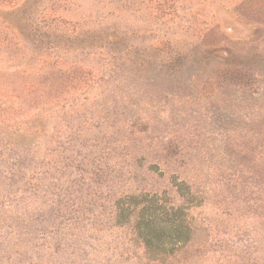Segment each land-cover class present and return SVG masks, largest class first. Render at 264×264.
Segmentation results:
<instances>
[{
    "label": "rangeland",
    "instance_id": "374dc122",
    "mask_svg": "<svg viewBox=\"0 0 264 264\" xmlns=\"http://www.w3.org/2000/svg\"><path fill=\"white\" fill-rule=\"evenodd\" d=\"M0 264H264V0H0Z\"/></svg>",
    "mask_w": 264,
    "mask_h": 264
},
{
    "label": "trees",
    "instance_id": "16d2710c",
    "mask_svg": "<svg viewBox=\"0 0 264 264\" xmlns=\"http://www.w3.org/2000/svg\"><path fill=\"white\" fill-rule=\"evenodd\" d=\"M47 35V37L42 36L43 42L51 44L53 41L50 38V34L48 33ZM57 40L61 41L62 38L57 36ZM183 189V186L179 188L180 193L181 191L183 192ZM135 201L138 203H135ZM128 207H134L137 209L141 208V211L138 213V217L136 219V228L140 231V238L144 239V242L149 241L150 234L148 230L155 229V227H160L162 225H165L169 228L171 226H173L172 228L176 227L178 230L177 237H179L177 238V241H185L184 237H186L185 235L187 234L184 232V230H182V226L186 223V217H188V215L186 214L187 212L185 211L184 207L167 208V204H162V202H160L157 197H154V199L150 200H144L142 198L141 201H139L138 198H133L130 202L128 201V203L123 204V202H120V204H117V210H122L124 213L128 211ZM158 211L162 214L158 215ZM163 214H165V216H162ZM147 247L150 249L151 244H148Z\"/></svg>",
    "mask_w": 264,
    "mask_h": 264
}]
</instances>
